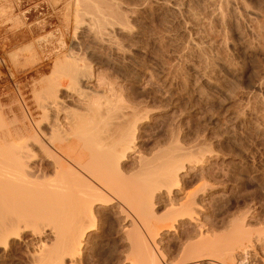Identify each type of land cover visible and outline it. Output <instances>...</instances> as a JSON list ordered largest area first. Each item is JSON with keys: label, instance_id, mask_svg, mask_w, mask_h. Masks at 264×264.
Segmentation results:
<instances>
[{"label": "bare ground", "instance_id": "obj_1", "mask_svg": "<svg viewBox=\"0 0 264 264\" xmlns=\"http://www.w3.org/2000/svg\"><path fill=\"white\" fill-rule=\"evenodd\" d=\"M115 1L87 0L83 9L76 10L74 43L54 63L53 72L46 79L48 90L40 96L44 97L38 106L41 121L33 118L23 103L21 120L16 117L10 123L3 118L0 124V264L12 257L16 242L23 241L27 232L31 236V264H100L98 249L89 252L88 248L91 234L100 227V215L105 212L118 215L124 223L123 239L128 250L119 252L116 246V255H112L123 264H264V229L260 225L263 220L258 222L261 228L254 231L246 216L228 224L221 218L224 195L213 182H220L222 173L211 163L216 155L208 148L209 142L203 136V141L183 140L184 136L175 132L174 123L167 125L162 109L165 103H155L157 95L153 102L152 96L145 93L137 102L106 71L97 74L98 69L113 68L115 61L120 60L112 59L110 52L121 56L126 51L114 35L130 32V14ZM192 1L140 3L146 10L156 6L157 11L187 16L189 23L201 19L198 12L206 11L205 5L210 17L219 23H225L226 14L231 13L251 27L256 23L255 30L252 28L254 39L264 43V8L250 6L246 0H196L197 8L199 3L205 4H200L199 9L204 7L198 11ZM138 7L129 12L134 14ZM91 13L99 14L96 27L89 20ZM77 33L101 46L97 47L99 53L95 50L98 59L86 54L90 47L82 44L83 37L80 39ZM203 42L188 39L182 51L202 54L206 48ZM198 56L201 57H195ZM206 56L202 59L207 60ZM217 60L211 61V71L234 72L228 62ZM175 68L168 73L165 70L167 74L162 78L161 74L158 76V97L166 99L160 102L174 100L175 89L193 90L188 80L173 76ZM210 80L206 82L210 84ZM199 89L192 93L196 96ZM73 108L79 112L74 113ZM224 112L231 121H242L234 109ZM150 120L153 128L146 131L147 140L167 128L170 143L168 146L158 135L148 154L146 150H136L135 131L139 123ZM260 122L257 129L264 132V123ZM189 169L198 170L203 181L191 191L183 187L182 172ZM208 196H214V212L209 207L205 209Z\"/></svg>", "mask_w": 264, "mask_h": 264}, {"label": "rangeland", "instance_id": "obj_2", "mask_svg": "<svg viewBox=\"0 0 264 264\" xmlns=\"http://www.w3.org/2000/svg\"><path fill=\"white\" fill-rule=\"evenodd\" d=\"M141 1L144 4L148 0L115 1L119 3L118 6L122 11L125 9L124 12L128 11V14H130L129 34L114 35L126 51L125 55L121 54V56L114 52H112L114 54H110L109 51L108 55H113L112 59L120 60L115 61L117 64L113 67L114 69L112 67V69L110 67L101 68L96 71L97 74L100 70L102 73L106 71L108 76L114 78L115 82L117 81L119 87L125 88L128 97L129 95L132 96L129 98L136 99L137 102H141L145 93L150 97L152 96L154 102V97L159 96L157 91L160 88L158 89L156 84L158 78H162L161 76L166 75L170 71L169 69L172 70L173 67L177 68H175L177 71L173 72V76L178 75L184 81L188 80L193 90L197 91L200 88L198 90L200 93L196 96L191 89L185 91L175 89L174 92L177 91V95L174 93V96L176 95L173 96L174 100L169 98L166 102H160L166 99L159 98V96V99L156 97L157 102L155 103L159 105H161L160 103L166 104H162L164 106L162 108L163 117H167V125L174 123V129L177 128L175 132L177 134L181 133L184 136L183 140L192 142L197 138L201 141L200 138L203 136L204 141L209 142L207 143L208 148L211 147L214 150L216 156L211 159V163L214 165H210H217L215 167L222 174L225 171L223 177L222 174L220 175V182H213L214 186H219V190L224 195V208L222 207L221 210V218H224V221L228 224L234 219L246 216L247 218H245L249 219L246 221L244 218L245 221L249 225H253L254 231H258L260 225H262L263 230L264 132H260L257 126L258 122L264 120L262 119L264 118V43L258 42V39L255 40L256 37L254 39L252 34V28L257 24L254 23L251 27V24L234 18L231 13L226 14L227 20L225 19V23L228 22L227 24L224 22L219 23L216 18L210 17L212 15H210L209 10L207 11L204 3H199V7L200 4L201 6L205 5L203 7L206 11L202 12L201 8L203 7L200 9L197 6L195 7L198 4L196 0L188 1L194 2V4L191 3L194 5L193 7L198 11L201 10L198 13L201 12L200 15L202 16H199L202 20H194L189 23L190 20L187 16L176 14L173 16L174 14L161 10H159L161 11L159 13L156 6L148 7V10L151 9L149 12L146 10L147 7L142 8ZM182 1L180 0V2ZM246 2L255 8H264V0H246ZM86 5L87 0H0V111L2 112V114L0 113V124L3 118H6L10 123L14 119L16 120V117L21 120L23 114L20 109L24 104L29 107L25 108L30 109L33 113V118L41 121L43 117L38 106L40 104L39 100L44 98L40 96L45 95L48 90L46 79L52 74L56 60L63 57L69 50L70 45L74 43L75 12L78 8L83 9ZM137 7L139 10L134 12L135 15L133 12H129L130 8L137 9ZM156 11L157 13H155ZM88 17L96 27L99 14L91 13ZM228 17L230 18L228 19ZM253 30L255 29L253 28ZM130 33L132 34L130 35ZM80 34L82 33L78 34L79 38L83 37V40L80 38L82 44L84 45L83 42H85L84 46L88 47L89 45L90 47L86 54H90L89 57L98 59L95 56V50L99 53L98 48L101 46L93 42L91 38H88L87 42L84 38L86 36ZM115 37H113L114 40ZM188 39H195L196 42L206 41L203 42L206 47L204 54L197 52L187 54L184 52L185 50L182 51V47L187 45ZM90 41L92 42L89 43ZM194 54L201 55V59L207 55L205 57L207 60H201L199 56H193ZM178 55L184 57L179 56L180 59ZM213 60L228 62L227 64L231 65L230 67L234 69V72L232 71L231 74L223 72L224 74H222L221 71H214L213 69L212 72L208 67L212 68L214 66L211 65ZM202 61H208L210 64L206 63V65ZM204 65L207 68L206 66L202 67ZM94 69L96 67L93 64ZM165 70H167V73ZM202 74H205L203 76L206 77L201 78L203 77ZM206 80L212 82L209 84ZM39 84L41 85L38 86ZM153 90H156L157 93ZM152 93L155 95H152ZM61 94L64 95L66 92ZM179 94L180 96H178ZM172 101L174 102L172 103ZM167 102L171 104L168 106ZM228 108L234 109L242 116L240 123L231 121L227 113L224 112ZM73 110H75L74 113L79 112L74 108ZM149 128H153L152 120L142 124L139 123L135 131L136 150H146L148 154L152 152V147L154 148L156 141L154 138H157L158 135H161L160 139L162 141H168V143L164 141L167 145L170 143V134H168L167 128L162 132L160 131L157 136L153 135L147 140L146 135L148 133L146 131ZM178 128L180 129L178 130ZM182 174L184 177L183 187L187 191L195 189L203 182L198 176V170L189 169L182 172ZM210 196L206 197L208 203L206 202L205 209L209 207V211L214 212L216 203H214V196L211 198ZM211 199L213 201L209 202ZM100 217V227L92 232L88 250L91 252L90 250L93 248L98 249L100 252H98V255L100 254L102 261L100 264H123L118 261L119 258H112V255H116L113 251L116 246H119V252L128 250L126 247L127 241L123 239L124 223L118 215L112 212L101 213ZM262 220V224L258 225V222L261 223ZM30 238L31 236L27 232L23 241L16 242L12 257L5 261L6 264L32 263ZM124 255L126 254H121L122 257Z\"/></svg>", "mask_w": 264, "mask_h": 264}]
</instances>
